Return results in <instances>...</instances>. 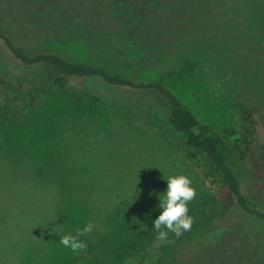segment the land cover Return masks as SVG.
<instances>
[{"label": "rangeland", "instance_id": "374dc122", "mask_svg": "<svg viewBox=\"0 0 264 264\" xmlns=\"http://www.w3.org/2000/svg\"><path fill=\"white\" fill-rule=\"evenodd\" d=\"M184 3L152 19L119 18L120 34L137 25L147 42L135 36L122 50L114 49L115 32L110 39L109 29L79 28L48 0H0V24L31 56L58 54L135 83L163 84L232 146L244 148L236 106L256 108L251 150L235 169L264 211V0ZM24 76L46 90L33 99L0 89V264H151L171 234L159 240L153 229L169 176L191 180L196 195L187 206L198 213L233 203L221 178L209 176L205 159L152 104L106 86L96 89L104 102L59 90L45 68ZM123 200L130 208H120ZM228 221L200 248L190 246L188 264H264V224L239 215ZM88 222L94 227L79 237L83 249L59 243Z\"/></svg>", "mask_w": 264, "mask_h": 264}, {"label": "trees", "instance_id": "16d2710c", "mask_svg": "<svg viewBox=\"0 0 264 264\" xmlns=\"http://www.w3.org/2000/svg\"><path fill=\"white\" fill-rule=\"evenodd\" d=\"M48 3L52 9L68 15L73 22L79 21L77 22L79 28L85 27L96 33L109 29L110 36L109 34L107 36L110 39L115 32L116 37L119 36L123 42L117 39L118 44L115 43L116 46H114L116 50H122L129 45L131 38L140 36V28L137 25L129 27L131 29L128 28L120 34L119 18L136 16L139 19L142 13H146L149 16L145 19H152L153 12L160 14L161 10L165 15L164 11L179 12V8L187 7L184 0H48ZM181 16V21L189 22L187 15ZM156 19L160 20L159 16ZM131 21L133 22L134 19ZM151 25L157 28L153 21ZM139 38L145 42L141 36ZM148 44L154 46L151 42ZM10 68H14L17 73L9 72ZM43 68L53 73L51 86L59 90L72 89L75 94L81 93L92 97L95 101L104 102L108 100L103 94H98L96 89L99 86H106L141 104H152L160 114L167 118L173 129L186 138L187 147L205 159L210 168L209 176L218 175L224 187L227 188L233 203L226 201L216 213L213 211L198 213V210L190 205L188 214L193 218L191 229L179 238L171 233L168 243L160 248L158 258L151 264H188L192 257L190 246L195 245L194 247L200 248L213 233H222L227 230L228 224L230 225L228 216L233 218L239 215L250 221L264 224V211L260 210L245 193L240 175L235 169L236 163L246 161L251 150V137L254 136L257 126L256 108L244 104L236 106L242 122L241 143L244 148L238 144L232 146L216 128L199 120L177 95L163 84L159 82L135 83L109 72L106 68L73 63L58 54L40 53L31 56L16 44L9 31L0 24V70H2L0 89L10 88L19 94L35 99L46 90L45 86L29 83L24 74L28 70ZM189 156L193 160L196 159L193 153H189ZM119 205L124 210L130 208L129 202L124 200ZM215 242L217 241L214 240L211 244ZM186 246L189 247L187 250ZM140 264L149 263L143 259Z\"/></svg>", "mask_w": 264, "mask_h": 264}, {"label": "clouds", "instance_id": "9594fccd", "mask_svg": "<svg viewBox=\"0 0 264 264\" xmlns=\"http://www.w3.org/2000/svg\"><path fill=\"white\" fill-rule=\"evenodd\" d=\"M166 190L158 196L159 207L162 210L153 221V229L157 232V239L164 240L168 232L179 238L184 232L191 229L193 218L188 214V202L196 195L191 186V180L185 175L169 176L166 180ZM94 225L88 222L82 230H77L75 235H64L59 243L72 251L83 249L85 244L79 239L84 233H90ZM163 229H166L163 230Z\"/></svg>", "mask_w": 264, "mask_h": 264}]
</instances>
